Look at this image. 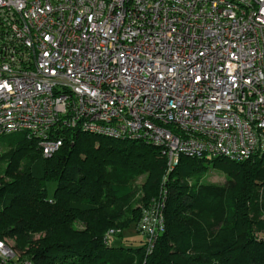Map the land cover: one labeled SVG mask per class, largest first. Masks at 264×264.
<instances>
[{"label":"built area","instance_id":"built-area-1","mask_svg":"<svg viewBox=\"0 0 264 264\" xmlns=\"http://www.w3.org/2000/svg\"><path fill=\"white\" fill-rule=\"evenodd\" d=\"M69 129L159 146L168 172L262 152L264 0H0V136L51 156ZM165 205L162 189L137 224L148 248Z\"/></svg>","mask_w":264,"mask_h":264},{"label":"trees","instance_id":"trees-1","mask_svg":"<svg viewBox=\"0 0 264 264\" xmlns=\"http://www.w3.org/2000/svg\"><path fill=\"white\" fill-rule=\"evenodd\" d=\"M0 148V240L18 253L0 264H264V150L243 161L181 156L168 172L159 146L81 129L51 156L26 132L0 136ZM210 167L226 183L203 182ZM144 174L153 195L161 182L166 191L165 230L152 248L139 229L140 246L111 245L110 230L137 227Z\"/></svg>","mask_w":264,"mask_h":264},{"label":"rangeland","instance_id":"rangeland-1","mask_svg":"<svg viewBox=\"0 0 264 264\" xmlns=\"http://www.w3.org/2000/svg\"><path fill=\"white\" fill-rule=\"evenodd\" d=\"M0 150H4V149L0 148ZM147 178H148L147 174H144L140 176L136 182V185L138 186V189H139L138 194H137V199H136V207L140 209V212L142 209H144V207L147 206V204L150 202V199L152 197L153 198H155L154 196L159 197L162 193V187H163L162 182L160 183L158 194L153 195L152 194L153 186L149 183ZM226 179L227 177H226L225 171H223L222 169L218 167L216 168L210 167V169L207 171V173L203 177L202 181L205 183H210V184L223 185L224 183H226ZM49 190H50V193H53V191L55 190L54 182L49 183ZM260 236L264 237V235L262 234H260ZM110 238H111L110 239L111 245L122 244L124 247H128V246L138 247L141 245L143 236L139 234L137 227L134 224V225H131L125 228L121 236L118 237V236L111 234ZM8 243L9 245L14 246V241L12 239H10ZM105 244L108 245L107 242H105ZM20 255L22 256L23 254H20ZM22 262H25V264L31 263L30 261L27 262L24 259L21 260V263Z\"/></svg>","mask_w":264,"mask_h":264}]
</instances>
